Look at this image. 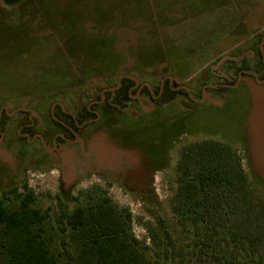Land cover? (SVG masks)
<instances>
[{"label":"rangeland","instance_id":"obj_1","mask_svg":"<svg viewBox=\"0 0 264 264\" xmlns=\"http://www.w3.org/2000/svg\"><path fill=\"white\" fill-rule=\"evenodd\" d=\"M246 31L257 49L264 38V0H23L13 5L0 0V109H35L42 128L55 132L60 127L49 122L53 105L59 102L75 115L77 93L89 78H100L105 88L122 75L152 88L170 76L185 85L216 84L223 65L240 54L235 42L245 40ZM153 38L168 60L113 69L116 46L128 64L153 59L147 52ZM253 75L242 74L241 83L221 91L220 98L207 90L204 98L192 100L178 94L165 110L140 90L134 95L138 100L116 113L105 112L98 102L103 92L84 95L85 102L95 104L97 119L81 128L79 140L51 144L49 159L43 144L18 137L19 115L6 124L2 143L11 145V152L1 147L0 197L15 186L23 193L27 183L37 205L55 214L58 196L72 210L78 204L72 196L106 195L131 211L132 232L145 244L154 246L153 236L163 243L165 232L171 236L174 264H241L257 258L264 254V84ZM205 140H230L247 175L248 196L224 194L220 209L209 202L191 223L176 212L182 203L180 163L186 148ZM218 226L225 228V237L213 234ZM252 231L261 236L256 252L249 245Z\"/></svg>","mask_w":264,"mask_h":264},{"label":"trees","instance_id":"obj_2","mask_svg":"<svg viewBox=\"0 0 264 264\" xmlns=\"http://www.w3.org/2000/svg\"><path fill=\"white\" fill-rule=\"evenodd\" d=\"M3 1L13 5L23 0ZM155 41L156 38L151 40L147 51L148 54L153 53V59L146 63H139L133 59V62L128 64L127 58L120 56V48L116 46L110 57V61L115 62L113 69L121 63L125 66L137 64L140 66L167 58L162 46L154 45ZM129 53L132 56L134 52ZM254 55L257 60L253 64L246 55L240 62L229 59L231 65H223L228 75L226 82L230 85L235 84L237 79L235 75L242 69L253 68L259 74L264 71L263 52L259 47ZM167 62L163 63L166 65ZM232 70L235 72L234 75L230 72ZM89 75L87 77H90ZM260 77H264V73ZM209 82L211 81L202 82V85H198L199 83L195 86L190 85L193 96L201 98L202 87ZM246 85L248 91H252L248 84ZM88 87L91 89L88 90ZM232 89L219 85L207 87L206 90L220 98L221 91L226 93ZM139 90L163 107L157 108L161 110H165L178 94L193 99L185 87H180L179 82L169 77L154 88L149 84L137 85V80L132 75H124L114 86L105 88L102 86V80L94 77L89 78L86 85L77 93L75 115L65 112L62 105L57 102L53 105L55 110L53 117L50 115L49 117L52 119V125H58L64 133L74 138L75 132L86 128L97 117L94 111L95 104L85 102L84 95L103 92L97 95L98 102H103L101 106L105 112L116 113L129 108L138 100L134 95ZM252 96L255 97L254 94ZM254 101L256 108V97ZM5 117L7 115L4 113L0 121L1 125L4 124ZM229 141L205 140L183 151L180 163L184 173L181 185L182 203L176 208L177 214L183 220L195 223L197 216L207 211L209 202L215 210L220 209L224 194L247 198V175L241 168L240 158L237 157ZM18 190L19 188L15 186L5 190L0 197V264H174L175 262L176 251L171 236L165 232L163 243H158L153 236L154 246L145 244L144 239L137 238L132 232L131 211L128 208H119L109 196L88 195L83 198L78 195L72 196L71 201H78L72 210L66 201L58 196L59 209L52 214L51 207L43 210L37 205L35 191L27 183H24L23 193ZM203 204L206 208H201ZM262 213L264 220V207ZM204 230L209 231L205 226ZM213 234L215 237L218 235L225 237L226 230L223 226H218L216 233ZM213 234L211 238L214 237ZM259 240H261L259 231H252L249 241L252 251L256 252ZM241 264H264V254L245 260Z\"/></svg>","mask_w":264,"mask_h":264},{"label":"flooded vegetation","instance_id":"obj_3","mask_svg":"<svg viewBox=\"0 0 264 264\" xmlns=\"http://www.w3.org/2000/svg\"><path fill=\"white\" fill-rule=\"evenodd\" d=\"M263 60H264V55H263ZM230 72L233 75L235 74V72L233 70L230 71ZM263 73H264V71H262L259 74L253 68L242 69L241 71H239L237 73L238 75L236 76L237 79H236L235 84L230 85L229 83L226 82V79L228 78L227 77L228 76L227 72L223 70V73H221V75H220V77L223 76V77L220 78L222 81H218V83H216V84L208 83V84H206V85H204L202 87V97L204 98L205 91H206L207 87H213V86L217 87L219 85H225V86H228V87H231V88H235L236 85L241 83V79H242L241 75L242 74H248V75L254 74L253 76L255 77V79H258L261 75H263ZM169 78L171 80H175V78L173 76H170ZM243 82H245V81H243ZM258 82L261 83V84H264V77H262L261 80H259ZM137 85H139L138 82H137ZM181 86L185 87L189 91V93H191L190 94L191 97L194 98V96L192 94V88L190 87V85L180 84V87ZM65 112H67V111H65ZM4 113L7 115V117L4 118L5 119L4 120V124H3L4 126H2L0 124V143L3 142V139H4V137L6 136V134L8 132V129H7L8 126H6V124L11 122V121H13V120H15V119H17V117L19 115L21 116V119H20V122H19V130L17 132L18 133V137L25 138L28 144H33L34 145V144H37V143H41V145L43 144L46 147V149H47L51 144H52V148H53L56 145V142H60V141L63 142V141H66V140H70V141L76 140L77 141V140L80 139V135H81L80 132H75V137L71 138L66 133H64V131L61 130L60 128L55 129L56 130L55 132H51L53 127L51 129H49L48 127H46V128L44 127V129H43L42 125H41L42 119L38 118V113H37V110H35V109L20 107V108H17V109H13V110H11L9 112V109L1 108L0 109V121H1ZM23 115H27L28 118L22 117ZM96 119H97V117L95 118V120ZM49 122H50V124H52V119L49 118ZM47 130H49L52 133V135H53L52 139L49 138ZM47 139L49 140V142H46ZM46 157H47V159H49V157H50V152L48 151V149H47V152H46Z\"/></svg>","mask_w":264,"mask_h":264},{"label":"crops","instance_id":"obj_4","mask_svg":"<svg viewBox=\"0 0 264 264\" xmlns=\"http://www.w3.org/2000/svg\"><path fill=\"white\" fill-rule=\"evenodd\" d=\"M248 31H246L245 33L243 32V34H242V36L243 37H246V38H244L245 40H239V38L236 40V42H235V44L236 45H240V47H239V55L238 56H235L234 57V60L236 61V62H240L241 60H242V58H243V56H247L248 57V59H249V61H250V63H254L257 59L255 58V55H254V53H255V47H254V44H255V41L253 40V39H251L252 37H251V35L252 34H250V37L248 36ZM242 36H240V37H242ZM249 38V39H248ZM238 45V46H239ZM259 48L261 49V51L264 53V38L262 39V41H261V43H260V46H259ZM264 55V54H263ZM14 144V143H13ZM15 145H17V146H27V145H23L22 143L20 144V143H16ZM30 145H33V144H30ZM35 145V144H34ZM10 146L11 145H9V147L8 148H6L5 146H4V143H0V150H1V147H4L5 149H6V152H5V154H8V153H10L11 152V148H10ZM10 149V150H9ZM1 152V151H0ZM41 158H43L42 157V155H41ZM21 163H22V161H21ZM23 164V163H22ZM25 165H28V166H26L27 167V169H35V170H41V169H46V167H44V165H29V164H25ZM25 165H24V167H25ZM25 167V168H26Z\"/></svg>","mask_w":264,"mask_h":264},{"label":"water","instance_id":"obj_5","mask_svg":"<svg viewBox=\"0 0 264 264\" xmlns=\"http://www.w3.org/2000/svg\"><path fill=\"white\" fill-rule=\"evenodd\" d=\"M124 75H122L121 77H123Z\"/></svg>","mask_w":264,"mask_h":264},{"label":"built area","instance_id":"obj_6","mask_svg":"<svg viewBox=\"0 0 264 264\" xmlns=\"http://www.w3.org/2000/svg\"><path fill=\"white\" fill-rule=\"evenodd\" d=\"M30 188H32V187L30 186Z\"/></svg>","mask_w":264,"mask_h":264}]
</instances>
